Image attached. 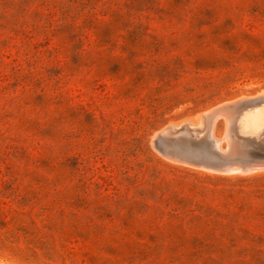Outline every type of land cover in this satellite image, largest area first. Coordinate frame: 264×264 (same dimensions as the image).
<instances>
[{"label": "rangeland", "instance_id": "obj_1", "mask_svg": "<svg viewBox=\"0 0 264 264\" xmlns=\"http://www.w3.org/2000/svg\"><path fill=\"white\" fill-rule=\"evenodd\" d=\"M261 90L264 0H0V263L264 264V135L173 127Z\"/></svg>", "mask_w": 264, "mask_h": 264}, {"label": "bare ground", "instance_id": "obj_2", "mask_svg": "<svg viewBox=\"0 0 264 264\" xmlns=\"http://www.w3.org/2000/svg\"><path fill=\"white\" fill-rule=\"evenodd\" d=\"M263 97H264V90L259 91L257 93V95L254 96V98H256V99L263 98ZM240 100H251V99L250 98H247V99L241 98ZM235 101H237V100H233V101L230 100L228 102L218 104L214 108H210L207 111H204L200 114H197L195 117L183 119L182 122L183 123L187 122L189 124V127L194 128V129L199 128V130H200V126H202L201 130H202V128L204 129L205 138H206L208 146H210V148H212L213 150H216V151L221 152L223 154L226 151H224L223 147L220 146L221 140L216 139V137H214L213 126H214V123H216V121H217L216 119L219 116L223 117L227 124L230 122L231 117H230L228 111L223 108V106L230 104L232 102H235ZM246 102L249 103L248 105L251 104V106L248 108H244L243 111H241L242 113H240L241 115L240 114H239L240 116L238 115L239 129H241L243 134H245V133H258L259 135H264V99H261V100L256 101V102H252V101H246ZM236 120H235V122H237ZM180 122L176 123L173 127L175 129L178 128L181 125ZM223 122H224V120H223ZM171 128H172V125H171ZM233 129L235 130V128H233ZM169 131H167L166 129H163L161 131H157L155 133V135H158V136L163 135V134L166 135L167 133H169ZM236 133H237V131H236ZM223 135H225V133ZM219 138H222V137H219ZM224 138H222V140ZM248 138H250V137H248ZM252 139L254 140V137ZM226 141H228V140L226 139ZM228 148H229V146L227 147V149ZM210 169H212V168H210ZM215 169L216 170L222 169L223 171H226V170L227 171L228 170L229 171L259 170V169H264V160L250 161V162H246L244 164H238V163L237 164H233V163L232 164H230V163L229 164L228 163L227 164H220V165H217V167H215ZM215 169H213V170H215ZM0 264H2V263H0Z\"/></svg>", "mask_w": 264, "mask_h": 264}, {"label": "water", "instance_id": "obj_3", "mask_svg": "<svg viewBox=\"0 0 264 264\" xmlns=\"http://www.w3.org/2000/svg\"><path fill=\"white\" fill-rule=\"evenodd\" d=\"M249 103L244 101V100H240V101H235V102H232L230 104H227V105H224L223 108L225 110L228 111L231 119H230V122H231V125L233 126V123L235 121V119L238 117V115L240 114V112L246 107V105H248ZM180 126L186 128V129H192L191 127H189V124L187 122L185 123H182ZM245 141L248 142L249 144H251L253 146V148L255 149H264V144H259V143H253L251 142V139H249L248 137H244ZM247 139L249 141H247ZM254 150H249L248 153L249 154H253V155H257L259 152L255 151ZM244 161H246V159H244ZM250 160H247L246 162H249Z\"/></svg>", "mask_w": 264, "mask_h": 264}, {"label": "trees", "instance_id": "obj_4", "mask_svg": "<svg viewBox=\"0 0 264 264\" xmlns=\"http://www.w3.org/2000/svg\"><path fill=\"white\" fill-rule=\"evenodd\" d=\"M0 224L4 226L5 225V222L4 221H1Z\"/></svg>", "mask_w": 264, "mask_h": 264}]
</instances>
